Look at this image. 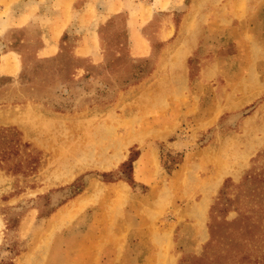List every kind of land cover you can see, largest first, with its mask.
<instances>
[{
  "label": "rangeland",
  "instance_id": "1",
  "mask_svg": "<svg viewBox=\"0 0 264 264\" xmlns=\"http://www.w3.org/2000/svg\"><path fill=\"white\" fill-rule=\"evenodd\" d=\"M0 127V264H264V0H0Z\"/></svg>",
  "mask_w": 264,
  "mask_h": 264
},
{
  "label": "trees",
  "instance_id": "2",
  "mask_svg": "<svg viewBox=\"0 0 264 264\" xmlns=\"http://www.w3.org/2000/svg\"><path fill=\"white\" fill-rule=\"evenodd\" d=\"M74 67L76 68L78 66ZM23 146H29V143L22 140V138L20 137V133L16 128L0 127V167L8 165L9 169L18 171L21 168V162L14 161V158L20 154ZM133 160L134 159L130 157V161L128 162L130 166ZM9 161H11L12 163H10ZM131 181L134 182L133 179L130 180V182ZM211 260L212 259L208 256V254H205L203 257L198 258L196 262L198 264H206Z\"/></svg>",
  "mask_w": 264,
  "mask_h": 264
},
{
  "label": "bare ground",
  "instance_id": "3",
  "mask_svg": "<svg viewBox=\"0 0 264 264\" xmlns=\"http://www.w3.org/2000/svg\"><path fill=\"white\" fill-rule=\"evenodd\" d=\"M183 54V53H182ZM231 166H230V164L229 163H226V162H223V161H219L218 163H217V171H218V176L216 177V179L215 180H213V181H211V182H207L206 184H205V186H204V192H205V194H204V197L202 198V200H201V203L199 204V206H198V216L200 217V219L203 217V215H204V209L206 208V200H207V196L217 187V185H218V183L220 182V180H221V177H222V175H224L225 173H227V172H229V168H230ZM118 189H120V188H118ZM117 189V190H118ZM122 192V191H121ZM124 193V192H123ZM74 203V202H73ZM72 203V204H73ZM71 204V205H72ZM73 206V205H72ZM74 209H76V208H74ZM68 211V210H67ZM67 213V212H66ZM65 214V212L64 211H60V212H58V214H57V216L56 217H54L55 219H53L54 221L53 222H56V221H58L59 219L61 220L62 219V217H64L63 215ZM66 219V218H65ZM64 219V220H65ZM59 222V221H58ZM61 222H62V220H61ZM66 222V221H65Z\"/></svg>",
  "mask_w": 264,
  "mask_h": 264
},
{
  "label": "crops",
  "instance_id": "4",
  "mask_svg": "<svg viewBox=\"0 0 264 264\" xmlns=\"http://www.w3.org/2000/svg\"><path fill=\"white\" fill-rule=\"evenodd\" d=\"M45 49H46V47L42 48L40 51H42V52H43V50H45Z\"/></svg>",
  "mask_w": 264,
  "mask_h": 264
}]
</instances>
